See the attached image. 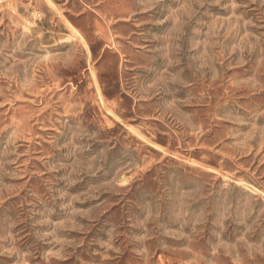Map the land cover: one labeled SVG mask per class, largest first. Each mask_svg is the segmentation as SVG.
Segmentation results:
<instances>
[{
  "label": "rangeland",
  "instance_id": "obj_1",
  "mask_svg": "<svg viewBox=\"0 0 264 264\" xmlns=\"http://www.w3.org/2000/svg\"><path fill=\"white\" fill-rule=\"evenodd\" d=\"M0 264H264V0H0Z\"/></svg>",
  "mask_w": 264,
  "mask_h": 264
},
{
  "label": "bare ground",
  "instance_id": "obj_2",
  "mask_svg": "<svg viewBox=\"0 0 264 264\" xmlns=\"http://www.w3.org/2000/svg\"><path fill=\"white\" fill-rule=\"evenodd\" d=\"M104 107V106H103Z\"/></svg>",
  "mask_w": 264,
  "mask_h": 264
}]
</instances>
